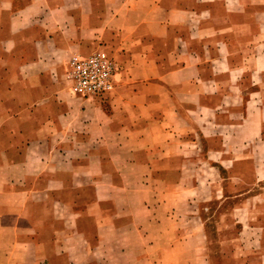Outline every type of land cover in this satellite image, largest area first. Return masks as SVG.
Returning <instances> with one entry per match:
<instances>
[{
	"label": "crops",
	"instance_id": "1",
	"mask_svg": "<svg viewBox=\"0 0 264 264\" xmlns=\"http://www.w3.org/2000/svg\"><path fill=\"white\" fill-rule=\"evenodd\" d=\"M219 3L0 0V264H37L45 257L86 264L81 254L92 251L89 242L99 233L82 231L84 212L76 206L85 204L92 218L111 198L96 197L98 182L82 183V174L126 172L110 163L116 153L138 160L167 149L177 134L188 141L193 112L222 106L224 96L208 100L227 91L223 79L231 84L245 70L264 76V5L262 20L256 12L242 24L241 14L222 3L228 29L240 37V27L249 25L255 44L239 65L224 49L230 47L225 36L209 38L212 29L228 30L208 20ZM102 48L122 68L115 87L104 98L73 94L66 79L70 60ZM157 133L162 136H149ZM63 174L70 183L63 184ZM59 206L69 213L60 214ZM142 233L137 228L122 239L120 252H142Z\"/></svg>",
	"mask_w": 264,
	"mask_h": 264
},
{
	"label": "rangeland",
	"instance_id": "2",
	"mask_svg": "<svg viewBox=\"0 0 264 264\" xmlns=\"http://www.w3.org/2000/svg\"><path fill=\"white\" fill-rule=\"evenodd\" d=\"M218 2L208 18L215 25L230 27L222 3L232 13L241 14L242 24L255 20L256 12V18L262 20L264 0ZM256 25L258 28L259 22ZM193 30L198 38L195 25ZM239 30L240 37L234 30L218 34L212 29L209 38L225 36L230 47L224 49L230 48L240 65L247 63L256 48L249 39V25ZM104 50L114 58L121 74L119 62L109 49ZM204 57L210 68V56ZM246 71L231 78V84L223 79L227 91L211 94L214 98L208 101L217 102L224 96L221 107L193 112L188 141L183 142L177 134L167 149L139 156L144 163L116 153L110 163L126 172L96 174L95 178L82 174V183L98 182L96 197L111 198L107 207L97 205L92 218L85 213V204L76 206L84 212L82 231L99 233L89 242L92 251L81 254L86 264H106L105 260L107 264H264V76ZM66 79L69 84L67 74ZM194 100L199 101L197 97ZM63 177L64 185L70 183L68 174ZM122 182L124 187L119 186ZM104 183L111 188L106 190ZM84 192L88 194L86 190L82 195ZM62 194L70 196L67 189ZM59 208L60 214L70 211L66 206ZM137 228L143 231V251L121 253L122 239H130ZM65 260L45 257L37 264H64Z\"/></svg>",
	"mask_w": 264,
	"mask_h": 264
},
{
	"label": "built area",
	"instance_id": "3",
	"mask_svg": "<svg viewBox=\"0 0 264 264\" xmlns=\"http://www.w3.org/2000/svg\"><path fill=\"white\" fill-rule=\"evenodd\" d=\"M118 65L104 49L75 55L69 64L67 77L75 95L104 98L117 81Z\"/></svg>",
	"mask_w": 264,
	"mask_h": 264
}]
</instances>
